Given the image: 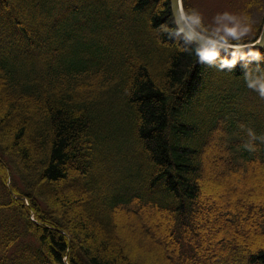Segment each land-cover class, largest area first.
<instances>
[{"label":"trees","instance_id":"16d2710c","mask_svg":"<svg viewBox=\"0 0 264 264\" xmlns=\"http://www.w3.org/2000/svg\"><path fill=\"white\" fill-rule=\"evenodd\" d=\"M175 27L169 0H0V264H264V48L221 70Z\"/></svg>","mask_w":264,"mask_h":264},{"label":"clouds","instance_id":"9594fccd","mask_svg":"<svg viewBox=\"0 0 264 264\" xmlns=\"http://www.w3.org/2000/svg\"><path fill=\"white\" fill-rule=\"evenodd\" d=\"M175 24V30L170 34L182 39L185 45H191V49L186 47L183 50H191L198 62L218 65L221 70H232L238 61L246 59L242 50L247 45L242 40L252 31L251 17L247 15L224 11L217 13L212 18V23L206 25L198 11L181 9ZM161 27L164 31H169L167 26ZM230 49L231 58L221 56L222 51L229 52ZM247 55L259 59L258 52L250 50ZM244 68L246 86L264 99V67L257 63L255 67L244 64Z\"/></svg>","mask_w":264,"mask_h":264},{"label":"rangeland","instance_id":"374dc122","mask_svg":"<svg viewBox=\"0 0 264 264\" xmlns=\"http://www.w3.org/2000/svg\"><path fill=\"white\" fill-rule=\"evenodd\" d=\"M184 4L188 10H195L201 13L203 22L206 25L212 23V18L217 13L224 11L237 15H247L251 17L252 31L244 38L249 40L254 39L253 37L256 35L258 37L260 35L264 20V0H184ZM212 164L215 170V164ZM206 168L208 169V161ZM210 171H208L207 176H209ZM219 176L220 174H217L216 171L212 172L210 177L211 183L225 188L226 184L220 181ZM222 193L225 196L226 190H222ZM138 252L139 250L135 248L131 251V254L135 256Z\"/></svg>","mask_w":264,"mask_h":264},{"label":"water","instance_id":"95a60500","mask_svg":"<svg viewBox=\"0 0 264 264\" xmlns=\"http://www.w3.org/2000/svg\"><path fill=\"white\" fill-rule=\"evenodd\" d=\"M170 1V8H171V13L173 16L174 21L178 20L179 18V12L181 9H183L182 7V1L181 0H169ZM257 41H260L259 43ZM247 47L244 48L242 51L244 52H248V51H255V50H260L262 48H264V23L260 32L259 37L250 43L246 44ZM232 50L230 49L229 52H224V53H230Z\"/></svg>","mask_w":264,"mask_h":264}]
</instances>
